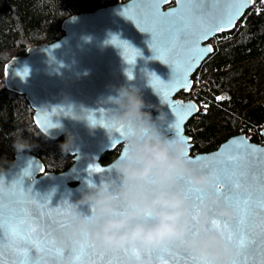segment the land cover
Segmentation results:
<instances>
[{
    "label": "water",
    "instance_id": "obj_1",
    "mask_svg": "<svg viewBox=\"0 0 264 264\" xmlns=\"http://www.w3.org/2000/svg\"><path fill=\"white\" fill-rule=\"evenodd\" d=\"M134 2L135 0H118L92 10L72 14L62 21L63 33L60 37L53 41L32 45L25 54L12 57L5 64L4 81L6 86L25 96L33 110L34 122L41 132L46 136L50 134L49 138H57L63 134L71 133L74 139L73 151L70 153L72 163L67 169L59 172L45 170L42 160L31 152L16 153L11 163L0 170V178L4 179L6 201L10 199L15 203L16 197L8 195V190L17 178L22 177L23 170L29 165L33 167V171L30 176L24 177V186L41 197H47L52 207L68 203V198L78 199L80 189L86 181L91 179L98 182L100 177L107 174V166L112 160L102 163L100 158L109 150H115L118 147L120 150L121 138L113 144V140L117 137L116 133L108 129L107 131L101 126L90 131L83 122L74 121L64 116L63 106L59 104L65 99L95 109L97 119L109 121L105 116V108L108 105L103 103L104 98L109 94H114L115 88L121 85L134 86L142 94L146 104L145 111H150L153 118L163 111L167 121L174 122V112L164 102L162 94L149 83L150 72L158 75L164 82L170 81L173 75L172 67L158 59H152L151 34L142 32L134 20L122 15L125 9L133 6ZM252 4L253 0L252 3L245 5L234 26L224 31L234 28ZM177 6L176 0L173 2L168 0V3L161 5V11H168ZM137 7L141 6L137 5ZM143 7H147V5ZM200 7L203 8L207 20L214 15L223 14L229 5L223 2L219 4L206 3ZM193 23L195 25V21ZM224 31H218L208 36L207 39L200 40V47L210 46L213 49V44L209 40ZM114 38L129 42L142 53L136 58V63L131 66L133 72L131 80L126 75L130 66L124 59L122 49L109 43ZM168 39H171V35ZM189 46L188 37L182 36L172 54L173 60L178 62V65H182ZM211 53L203 54V58L196 62L189 73L190 87L196 70ZM179 70L178 66L177 71ZM189 89H176L169 100L184 105L189 103L197 105L194 100L186 102L177 96L178 92ZM42 105L47 106L42 107ZM196 113L197 111H193L182 123L183 136L191 137L190 142L186 141L188 144L190 143L189 154L193 159L197 156H212L222 149L227 153L236 147L230 142L240 138L246 139L249 144L257 148L264 149V127H262L259 131L261 142L253 141L245 133H237L230 135L211 151L192 154V136L186 132L185 127ZM45 116L58 127L47 128L42 123H37L38 120L43 121ZM169 134H172V130H169ZM40 166L44 169L43 173L38 170ZM93 166H99L105 171L89 176L88 167ZM71 247V244L68 248L61 247L65 249L66 261H61L59 264H91L93 260L96 261V264H105V261L109 259V257L84 256L80 261H74V253L69 251ZM174 253L186 255L177 248H172L169 252L157 250L151 255L144 253L141 255L151 257L153 264H165V262L175 264L172 260ZM128 257L125 256L124 259L127 261ZM48 264H51V260ZM248 264H259V257L257 256L254 261L250 260Z\"/></svg>",
    "mask_w": 264,
    "mask_h": 264
},
{
    "label": "clouds",
    "instance_id": "obj_2",
    "mask_svg": "<svg viewBox=\"0 0 264 264\" xmlns=\"http://www.w3.org/2000/svg\"><path fill=\"white\" fill-rule=\"evenodd\" d=\"M103 103L108 105L106 118L123 129L120 150L107 166L106 175L98 182L86 181L78 199L68 198L66 223L50 233L55 243L68 248L74 238L109 252L125 247H174L204 256L213 264H233L236 245L211 226L213 216L230 217L237 211L216 191L217 177L190 156L182 135L169 134L172 122L163 111L153 118L144 110L146 104L138 88L121 85ZM59 105L64 116L83 122L90 131L101 126L95 109L68 99ZM73 146L69 133L61 150L68 154ZM13 147L19 154L33 145L19 132ZM184 178L203 191L195 211ZM127 264L153 262L151 257L132 255Z\"/></svg>",
    "mask_w": 264,
    "mask_h": 264
},
{
    "label": "snow or ice",
    "instance_id": "obj_3",
    "mask_svg": "<svg viewBox=\"0 0 264 264\" xmlns=\"http://www.w3.org/2000/svg\"><path fill=\"white\" fill-rule=\"evenodd\" d=\"M176 2L177 7L161 11V5L168 3V0H135L133 6L125 9L122 15L134 20L142 32L151 34L152 59H158L172 67L173 75L170 81L164 82L158 75L150 72L149 83L162 94L164 102L175 114L174 122L170 126L171 130L183 136L182 123L193 111H199V107L195 103L184 105L174 102L169 100V97L178 88H190L189 73L196 62L203 58V54L213 51L210 46L200 47V40L233 27L242 14L244 6L252 3V0H176ZM222 2L229 5L223 14L214 15L206 20L205 12L200 6ZM144 5L147 7H143ZM169 35H171L170 40ZM182 36L188 37L190 46L185 52L182 65H178V62L173 60L172 54ZM109 43L122 49L124 59L130 66L127 75L131 79L133 77L131 66L136 63V58L142 55L141 51L120 38H114ZM178 66L179 71H177ZM217 99L222 100L225 97H217ZM204 107L206 109L207 105ZM96 122L117 134L113 144L122 137L123 129L112 121L98 119ZM37 123H42L47 128L58 127L52 124L47 116ZM184 138L191 141V137ZM230 143L236 147L227 153L222 149L212 156H197L194 159L217 177L216 191L221 199L231 203L237 210L234 216H213L211 226L219 228L225 237L236 245L238 252L233 264H248L257 256L259 264H264V149L249 144L244 138ZM38 170L44 172L42 166ZM32 171L33 167L29 165L23 170L22 177L11 184L8 195L16 197L15 203L10 199L5 200L4 179L0 178V264H48L50 260L51 264H59L61 261H66L65 249L55 243L50 233L57 225L63 226L66 223V214L70 205L65 202L59 207H52L47 197H41L26 188L24 177L30 176ZM103 171L105 169L99 166L88 167L89 176ZM183 182L194 202L195 211L203 198V191L189 184L187 178H184ZM71 245L69 251L74 253V261H80L84 256L109 257L105 264H127L125 256H139L141 253L151 255L157 250L169 252L174 248L125 247L119 252H109L96 248L88 241L74 238ZM183 253L186 255L180 253L172 255L175 264L181 262L182 264H190V262L213 264L204 256L184 251ZM91 264H96V261L93 260Z\"/></svg>",
    "mask_w": 264,
    "mask_h": 264
},
{
    "label": "trees",
    "instance_id": "obj_4",
    "mask_svg": "<svg viewBox=\"0 0 264 264\" xmlns=\"http://www.w3.org/2000/svg\"><path fill=\"white\" fill-rule=\"evenodd\" d=\"M118 0H0V170L17 153L13 142L19 132L33 145L25 150L38 156L45 170L59 172L72 163L61 150L67 134L49 138L37 127L33 110L23 94L7 87L5 64L32 46L62 35V21L75 13L92 10ZM173 2V0H171ZM213 51L200 64L195 76L207 80L197 100L207 105L187 123L194 153L215 149L242 129L261 142L264 127V0L253 6L236 26L214 36ZM225 97V99H217ZM118 149L102 154L110 162Z\"/></svg>",
    "mask_w": 264,
    "mask_h": 264
},
{
    "label": "built area",
    "instance_id": "obj_5",
    "mask_svg": "<svg viewBox=\"0 0 264 264\" xmlns=\"http://www.w3.org/2000/svg\"><path fill=\"white\" fill-rule=\"evenodd\" d=\"M209 42L213 44V43H215V39H210ZM208 88H209V83L207 82V80H205L203 78H199V77L194 75L193 76V83H192V86L190 87V89L187 91L178 92L177 96L182 98L186 102L194 100L197 103V106L199 107V111H197V113H199L200 111L205 112L206 111V109L204 107L205 105L197 100V95L200 92V90H207ZM195 115H193V116H195ZM186 129H189V125H186ZM239 133H245V132L242 129ZM245 135L249 138L251 137V135L249 133H245ZM194 151L195 150H192L193 153H194Z\"/></svg>",
    "mask_w": 264,
    "mask_h": 264
},
{
    "label": "rangeland",
    "instance_id": "obj_6",
    "mask_svg": "<svg viewBox=\"0 0 264 264\" xmlns=\"http://www.w3.org/2000/svg\"><path fill=\"white\" fill-rule=\"evenodd\" d=\"M251 8H252V6H251L249 9H251ZM249 9H248V10H249Z\"/></svg>",
    "mask_w": 264,
    "mask_h": 264
}]
</instances>
